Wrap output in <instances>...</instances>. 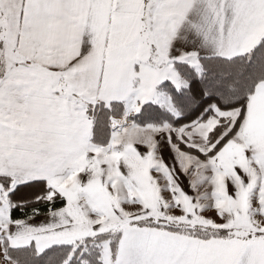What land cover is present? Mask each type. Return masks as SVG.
Returning a JSON list of instances; mask_svg holds the SVG:
<instances>
[{"label": "snow or ice", "instance_id": "1", "mask_svg": "<svg viewBox=\"0 0 264 264\" xmlns=\"http://www.w3.org/2000/svg\"><path fill=\"white\" fill-rule=\"evenodd\" d=\"M0 264H264V0H0Z\"/></svg>", "mask_w": 264, "mask_h": 264}]
</instances>
